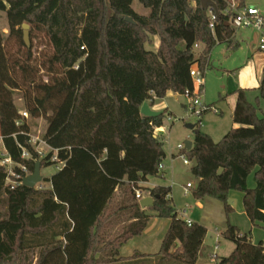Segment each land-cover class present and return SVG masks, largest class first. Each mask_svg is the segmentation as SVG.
Listing matches in <instances>:
<instances>
[{
    "label": "trees",
    "instance_id": "16d2710c",
    "mask_svg": "<svg viewBox=\"0 0 264 264\" xmlns=\"http://www.w3.org/2000/svg\"><path fill=\"white\" fill-rule=\"evenodd\" d=\"M132 1L0 0V12L7 13L10 31L22 44L27 23L45 31L53 47L36 67L28 46L23 57L8 54L0 27L3 145L31 173L37 161L41 168L56 164L51 161L54 149L64 162L45 179L51 189L24 184L10 189L0 166V195H7L8 208L6 216L0 215V264L198 263L208 230L179 217L171 187L149 189L159 195L148 208L154 213L145 212L136 198L139 183L158 175L166 156L164 142L155 134L164 124V112L146 117L141 108L168 91L194 89L192 66L205 69L217 43L235 45L233 13L226 12L228 0H214L220 13L213 31L201 0H140L151 9L149 15L134 13ZM243 3L240 0L239 6ZM155 35L158 49L147 48ZM42 68L52 74L49 81L41 79ZM14 90L22 92L31 117L47 119L43 138L53 150L44 158L29 142L28 120L17 124L21 111ZM258 90L254 102L245 89L236 91V126L220 141L199 129L192 149L183 151L195 161L191 172L198 182L193 195L220 199L230 212L228 193L240 190L254 224L264 223V72ZM22 147L31 157H22ZM155 216L171 219L160 250L120 256L121 247L141 236ZM223 234L235 248L219 264H264V239L255 243L231 223Z\"/></svg>",
    "mask_w": 264,
    "mask_h": 264
},
{
    "label": "rangeland",
    "instance_id": "374dc122",
    "mask_svg": "<svg viewBox=\"0 0 264 264\" xmlns=\"http://www.w3.org/2000/svg\"><path fill=\"white\" fill-rule=\"evenodd\" d=\"M232 1L237 5L239 4V0ZM245 2L247 5H255L264 11V0H245ZM241 6L245 5L242 4ZM130 9L141 15L151 13V9L144 6L140 0H133ZM0 27L5 37L8 54L12 57L25 56L24 52L27 45L22 44L21 39L11 33L5 11L0 12ZM260 39L261 33L259 31L253 28L241 29L237 32V40L240 43L237 48L231 51L228 50L226 42L217 43L213 47L209 57V66L205 68L203 73L204 84L201 97L202 102L215 107L216 110L209 109L205 112L200 123V117L192 111L193 105L186 94L178 93L175 97V92L168 91L163 98L158 100V103L164 105V109L161 110L164 112V129L158 134L164 142L166 156L162 162L163 169L160 170L158 175L150 176V182L172 186L173 190L170 197H172L173 205L178 214L182 210H186V216H191L194 222L207 227L208 233L205 238V254H203L202 264H219L221 258L229 256L234 250V241L226 238L223 234L228 223L237 226L242 234H249L255 243L264 238V223L256 222L254 224L250 220L245 211L244 193L242 191L235 189L229 191L227 201L232 207L230 212L226 211L225 202L220 199L213 197L197 199L193 195L192 189H188V195H184V185L188 181H192L194 188L197 182L196 177L191 172V167L195 163L194 160H191L189 164H185L183 153L180 150V145L184 144L186 140L193 141L195 138V131L189 128L188 124H195V129H201L203 132L210 134L216 142L220 141L234 127L232 112L236 102L235 92L239 82L236 71L253 57L257 62L264 58V51L258 49ZM29 41L30 48L33 51V63L36 67H39L53 50L51 41L45 31L31 26L29 27ZM146 46L149 49L157 50V36H152V42L147 43ZM39 74L44 81H49L52 76L46 68H42ZM251 95L254 102L253 93ZM14 98L19 110L27 111L22 92L14 90ZM27 120L30 123L31 134L43 137L48 127L47 119L45 117L33 118L29 114ZM38 149L43 153L40 154L39 152L41 156L50 151V148L44 144H40ZM56 166L54 163L42 167L43 184H49V181L45 179L50 178L58 171ZM248 182L249 187L252 188L255 184L254 173L249 176ZM139 188H142L140 184L137 189ZM121 192V190H118V198ZM6 201L7 195L5 193L1 194V216L7 215ZM199 202L203 204L202 207L199 206ZM152 212L154 213V211ZM169 222L170 218L153 217L143 234L138 237L139 248L142 252L154 255L160 250ZM216 245L218 247H215ZM214 254H217L218 258ZM212 259L215 260L212 261Z\"/></svg>",
    "mask_w": 264,
    "mask_h": 264
},
{
    "label": "built area",
    "instance_id": "2783aa9c",
    "mask_svg": "<svg viewBox=\"0 0 264 264\" xmlns=\"http://www.w3.org/2000/svg\"><path fill=\"white\" fill-rule=\"evenodd\" d=\"M228 8L226 9V12L233 13L231 17V24L235 30L239 29H247V28H253L261 33V39L259 44V49L264 50V11H262L257 6H239L232 0H228ZM207 14L210 17V28L214 31L215 30V21L217 19V14L214 11V9L209 8L207 11ZM196 48H201L200 44H196ZM205 69H202L199 64H195L191 68V76L194 80V89L190 90L187 89L184 94H186L190 98V103L193 105L192 111L197 113L199 117L203 115V113L207 112L209 109L216 110L215 107H212L210 105H206L204 102H202L201 92L202 87L204 84L203 81V73ZM197 110V112H196ZM29 114L27 111H21V119L17 121V124L21 125L23 123L24 119H28ZM30 144L34 147L38 153L40 152L38 149V146L40 144H44L50 148V151L53 150L44 140L43 137L40 136H33L30 133ZM186 149L185 143L180 145V150L183 153V151ZM49 151V152H50ZM48 152V153H49ZM57 149H54V154L51 157V161L56 162L57 169H60L64 162L58 161L57 156ZM47 153V154H48ZM40 154H43L40 152ZM46 154V155H47ZM46 155L41 156L42 158L46 157ZM183 159L185 164H189L190 160L188 157L183 153ZM22 157L23 158H29L31 157L30 152L25 148L22 147ZM0 166H2L7 174L6 177V186L10 189H15L19 185L24 184V179L29 174H31L29 167L26 164L23 163H16L12 157L8 154L7 150L5 149L3 145V137L0 135ZM19 167V170H17L16 167ZM164 167L163 163L160 165L159 169L162 170ZM193 184L191 182H188L185 187V194H187L188 188H191ZM35 188L37 189H43L44 185L43 182L38 183ZM136 198L140 201L142 198H144V193L141 190V188L136 189ZM186 210H182L180 212L179 217L186 220V222L191 225L193 221L191 219H187L185 217Z\"/></svg>",
    "mask_w": 264,
    "mask_h": 264
},
{
    "label": "crops",
    "instance_id": "0c3cea01",
    "mask_svg": "<svg viewBox=\"0 0 264 264\" xmlns=\"http://www.w3.org/2000/svg\"><path fill=\"white\" fill-rule=\"evenodd\" d=\"M240 1V0H239ZM245 6H252V5H247L246 4V2H245V0H244V3H243ZM255 6V5H254ZM239 30H241V29H239ZM239 30H236L235 31V34H234V39H233V41H234V44L236 45H234L233 47H231V48H228V50H233V49H235V48H237L239 45H240V43H239V41L237 40V32L239 31ZM155 36H157V35H155ZM159 44H160V39H159V37L157 36V47H159ZM258 49H259V46H258ZM259 50H261V49H259ZM262 51H264V50H262ZM209 66V62H208V65H207V67ZM263 72H264V58L261 60V61H259V62H257L256 60H255V58L253 57L252 59H249L247 62H246V64L245 65H243L242 67H240L237 71H236V75H237V77L239 78V82H238V86H237V89H236V91L238 90V89H245L246 91H247V97H248V99H249V101H251V102H253V100H252V95H251V93H253V98L255 99L257 96H258V94H259V87H260V84H261V82H262V79H263ZM236 93V92H235ZM177 92H175V97H177ZM236 97H237V95H236ZM236 97H235V101H236ZM158 100L159 99H156L155 100V102L152 104V105H150V107L152 108V109H154V110H157V111H161V110H163L164 109V105L162 104V103H158ZM236 103V102H235ZM234 107H235V104H234ZM263 108H264V102H263ZM233 111H234V108H233ZM162 112V111H161ZM233 113V112H232ZM164 123V122H163ZM235 124V123H234ZM234 126H236V124L234 125ZM157 130L155 131L156 133V136H158L159 137V134H158V132H160V131H162L163 129H164V125L162 126V127H158V128H156ZM191 161V160H190ZM195 162V161H194ZM195 164V163H194ZM192 168V167H191ZM188 182H191L192 184H193V182L192 181H188ZM187 182V183H188ZM196 182H198V179L196 178ZM187 183L184 185V195H188V191H187V194H185L186 192H185V187H186V185H187ZM140 186L142 187L141 188V190L143 191V193H144V197H146V196H149V195H151L150 194V190L149 189H151V188H153V187H156V186H158L159 184H156V183H151L150 182V177H148V180H146V181H141L140 183ZM248 184H249V182H248ZM44 185V188L43 189H51V187H52V185H51V183L49 182V184H47V185H45V183L43 184ZM161 186H167V185H161ZM194 186V185H193ZM193 186L191 187V188H188V189H192L193 188ZM254 186H255V184H254ZM253 186V187H254ZM169 187H171V189H172V186H169ZM37 189V188H36ZM173 190V189H172ZM171 193H172V191H171ZM199 206L200 207H202L203 206V204L201 203V202H199ZM143 209V208H142ZM145 212H147V213H152V211L151 210H149L148 208H146V209H143ZM185 217L187 218V219H191L193 222H194V220L192 219V217L191 216H186V214H185ZM152 219L153 218H151V220L149 221V223L148 224H150V222L152 221ZM170 223H171V219H170V222L168 223V227H169V225H170ZM207 228V227H206ZM208 230V229H207ZM138 237H140V236H137V237H135V238H132V239H130L126 244H124L122 247H121V249H120V256H122V257H130L131 255H133V253L135 252V251H139V252H142L141 250H140V248H139V242H138ZM264 239V238H263ZM205 241H206V239H205ZM205 241H204V243H203V246H202V248H201V251H200V254H199V260H198V263L197 264H202L203 262H202V259H203V254H205L204 252H205ZM216 242H218V240H216ZM215 247H218V245H216ZM142 253H146V252H142ZM215 255V257L216 258H218V255L217 254H214ZM215 259H212V261H214Z\"/></svg>",
    "mask_w": 264,
    "mask_h": 264
},
{
    "label": "water",
    "instance_id": "95a60500",
    "mask_svg": "<svg viewBox=\"0 0 264 264\" xmlns=\"http://www.w3.org/2000/svg\"><path fill=\"white\" fill-rule=\"evenodd\" d=\"M201 5L203 8L204 14H207V11L209 8L214 9L216 14H218V15L220 13L218 5L214 0H201ZM126 19L129 21H133V19L130 17H126ZM29 27H30V25L27 23L23 24V26H22L23 32H24V41L28 47H30ZM141 113L146 117H156V116L160 115L162 112L152 109L150 107V104L148 102H145L142 105ZM187 126L191 129H194L195 133H198L200 131L199 129H195V127H196L195 124H188ZM193 143H194V141H192V140H186L185 141L186 149H188V150L192 149ZM41 169H42L41 168V161H37L36 165H35V170L31 174H29L27 177H25L24 185L29 186V187H35L38 183L42 182L43 176L41 173ZM222 171H223V168H221L219 170V174H221ZM156 198H159V195H156V196L149 195V196L142 198L140 200L141 207L143 209L153 207Z\"/></svg>",
    "mask_w": 264,
    "mask_h": 264
}]
</instances>
